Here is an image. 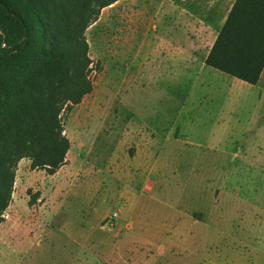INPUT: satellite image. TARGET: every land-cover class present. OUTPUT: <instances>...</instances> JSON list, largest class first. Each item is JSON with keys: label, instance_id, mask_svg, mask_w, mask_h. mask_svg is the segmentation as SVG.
I'll return each mask as SVG.
<instances>
[{"label": "rangeland", "instance_id": "374dc122", "mask_svg": "<svg viewBox=\"0 0 264 264\" xmlns=\"http://www.w3.org/2000/svg\"><path fill=\"white\" fill-rule=\"evenodd\" d=\"M117 2L86 30L93 90L63 111L65 163H18L0 264H264V70L142 73L156 0Z\"/></svg>", "mask_w": 264, "mask_h": 264}, {"label": "trees", "instance_id": "16d2710c", "mask_svg": "<svg viewBox=\"0 0 264 264\" xmlns=\"http://www.w3.org/2000/svg\"><path fill=\"white\" fill-rule=\"evenodd\" d=\"M118 0H0V219L18 163L54 174L70 140L63 111L93 90L86 30ZM206 64L250 84L264 70V0H235Z\"/></svg>", "mask_w": 264, "mask_h": 264}, {"label": "crops", "instance_id": "0c3cea01", "mask_svg": "<svg viewBox=\"0 0 264 264\" xmlns=\"http://www.w3.org/2000/svg\"><path fill=\"white\" fill-rule=\"evenodd\" d=\"M234 1L156 0L155 16L147 22L145 15L141 24L143 29L141 42L145 45V42L151 39L154 48L140 59L137 64L140 71L157 75L194 76L191 81L195 83L198 80L203 81L202 75L209 66L206 64V58ZM115 3L112 6L116 5ZM127 125V138L134 141L150 138L149 132L143 127ZM147 145L137 142L136 156L141 154L151 156ZM137 158L134 157V161ZM151 163L150 159L145 160L146 166H153Z\"/></svg>", "mask_w": 264, "mask_h": 264}, {"label": "built area", "instance_id": "2783aa9c", "mask_svg": "<svg viewBox=\"0 0 264 264\" xmlns=\"http://www.w3.org/2000/svg\"><path fill=\"white\" fill-rule=\"evenodd\" d=\"M118 216V213L117 212H114L113 213V216H112V220H116V217ZM104 220H110L109 218H105ZM114 221H111L110 224L112 225L114 223Z\"/></svg>", "mask_w": 264, "mask_h": 264}]
</instances>
